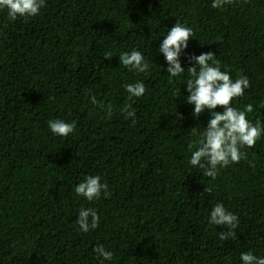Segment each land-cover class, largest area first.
Segmentation results:
<instances>
[{
	"label": "trees",
	"instance_id": "obj_1",
	"mask_svg": "<svg viewBox=\"0 0 264 264\" xmlns=\"http://www.w3.org/2000/svg\"><path fill=\"white\" fill-rule=\"evenodd\" d=\"M211 5L46 0L37 16L15 21L0 11V264H100L98 245L113 252L105 264H242L241 252L264 256V135L214 180L204 176L188 160L198 139L192 128L203 131L207 110L193 117L184 101L188 70L170 80L157 55L177 20L191 27L181 66H193L185 54L213 51L233 80L250 81L234 106L252 105L247 119L264 122V0ZM132 49L148 72L119 64ZM138 81L146 92L129 99L124 85ZM125 105L134 120L121 113ZM53 119L76 128L56 136L47 126ZM88 175L108 185L107 197L76 196ZM217 203L237 215L235 239L221 240L227 229L208 222ZM82 207L100 217L88 233L75 223Z\"/></svg>",
	"mask_w": 264,
	"mask_h": 264
},
{
	"label": "clouds",
	"instance_id": "obj_2",
	"mask_svg": "<svg viewBox=\"0 0 264 264\" xmlns=\"http://www.w3.org/2000/svg\"><path fill=\"white\" fill-rule=\"evenodd\" d=\"M229 2L230 0H212L211 6L219 9ZM45 6L46 0H0V11L6 10L11 21H15L18 17H35ZM192 36V28L177 20L174 26L161 35L162 40L159 42L157 55L163 54L170 80L180 77L185 69L188 70L189 78L184 84L187 95L184 101L193 106V117L198 120L207 110L209 119L203 131L200 132L198 127L192 128V134L197 135L198 139L191 146L195 150L191 151L188 163L193 167H199L203 170L204 176L214 180L219 168L239 162L244 156L241 149L252 148L264 135V122L257 119L253 123L247 119L248 114L253 111L252 105H245L243 109L234 106V98L244 95L250 87V81L245 75L233 80L228 71L221 69V62L213 51L199 55L185 54L184 59L193 66L187 68L181 66L180 57L188 49L189 39ZM118 58L119 64L129 71L146 73L150 68L144 55L137 49L122 52ZM124 88L129 94V99L140 98L146 92L142 81L125 84ZM92 103H97L95 97L92 98ZM218 106L221 108L219 111ZM121 113L126 114L125 119L135 118V111L131 105H125ZM108 115L111 116V108L108 109ZM174 115L177 121L184 119L183 114L177 110ZM47 126L52 134L67 137L74 132L76 123L53 119L47 122ZM73 190L77 197H83L89 202L99 199L102 193L104 197L109 195L108 185L101 183L99 175L85 176ZM77 217L75 223L83 233H88L99 226L100 217L91 207H82ZM208 222L227 229L219 233L221 240L236 238L234 230L238 227L239 219L233 212L228 211L223 203L213 206ZM93 251L100 264L113 259V252L106 250L104 245L96 246ZM240 261L242 264H264V256H257L249 250L241 252Z\"/></svg>",
	"mask_w": 264,
	"mask_h": 264
}]
</instances>
